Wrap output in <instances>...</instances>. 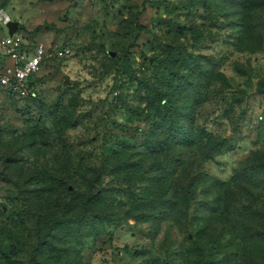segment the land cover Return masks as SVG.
I'll use <instances>...</instances> for the list:
<instances>
[{"label":"rangeland","instance_id":"obj_1","mask_svg":"<svg viewBox=\"0 0 264 264\" xmlns=\"http://www.w3.org/2000/svg\"><path fill=\"white\" fill-rule=\"evenodd\" d=\"M9 20L68 52L0 89V264H254L264 0H0Z\"/></svg>","mask_w":264,"mask_h":264},{"label":"built area","instance_id":"obj_2","mask_svg":"<svg viewBox=\"0 0 264 264\" xmlns=\"http://www.w3.org/2000/svg\"><path fill=\"white\" fill-rule=\"evenodd\" d=\"M68 48L59 44L35 43L31 45L19 31L5 34L0 39V53L10 59L0 71V89L18 97H26L31 89L34 74L46 62L67 55Z\"/></svg>","mask_w":264,"mask_h":264},{"label":"trees","instance_id":"obj_3","mask_svg":"<svg viewBox=\"0 0 264 264\" xmlns=\"http://www.w3.org/2000/svg\"><path fill=\"white\" fill-rule=\"evenodd\" d=\"M257 230L258 233L255 234L252 257L254 264H264V219L260 220ZM80 264L83 263L80 262Z\"/></svg>","mask_w":264,"mask_h":264},{"label":"water","instance_id":"obj_4","mask_svg":"<svg viewBox=\"0 0 264 264\" xmlns=\"http://www.w3.org/2000/svg\"><path fill=\"white\" fill-rule=\"evenodd\" d=\"M6 25L8 26L9 34H12L17 30L18 21L9 20Z\"/></svg>","mask_w":264,"mask_h":264}]
</instances>
